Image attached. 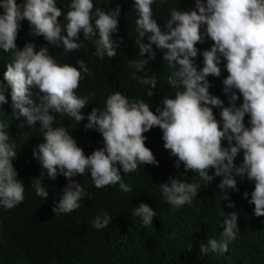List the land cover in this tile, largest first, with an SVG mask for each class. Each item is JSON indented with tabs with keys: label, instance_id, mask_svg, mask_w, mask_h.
<instances>
[{
	"label": "clouds",
	"instance_id": "9594fccd",
	"mask_svg": "<svg viewBox=\"0 0 264 264\" xmlns=\"http://www.w3.org/2000/svg\"><path fill=\"white\" fill-rule=\"evenodd\" d=\"M157 0H134L138 18L135 21L139 55L151 54L155 59L156 48L167 50L164 61L179 69L168 78L174 89V97L165 96L163 107L151 110L143 100H130L120 92L111 94L105 107L93 108L85 117L82 110L89 105L95 93L80 96L77 90L84 74L91 76L84 61H78L79 68L68 63H59L49 53L48 47L36 51L34 43H27L21 50L17 38L21 21L27 20L33 36H42L51 45H63L64 52L80 50L78 43L82 31L85 40L93 41L95 55L117 56V45L111 34L118 29L120 9L106 13L95 7L93 0H72L70 10L64 17L57 0H0V49L11 53L4 80L11 87L13 116L26 119L29 127L40 124L44 143L33 150L34 158L46 170L47 176L55 180L63 175L69 180L63 189V196L53 212L70 214L81 207L80 201L88 195L85 188L73 180L88 171L98 189L119 184L122 192L132 188L123 182L124 174L135 172L141 165H156L152 150L146 146L145 133L158 127L163 135L164 147L177 158L176 167L184 165L185 171L195 173L191 181L171 178L169 183L159 185L166 203L173 209L191 204L198 196L201 185L207 187L215 177H223L219 188L223 199L229 200L228 190H237L236 177H246L255 183L251 193L254 215L264 216V0H196L195 10L181 11L172 8L166 20L167 31H162L152 5ZM167 0H160L165 3ZM94 21V24H93ZM203 29V30H202ZM66 31V35L63 33ZM97 39H94L97 37ZM147 37L149 43H144ZM210 39V50L203 52L204 66L200 68L198 44ZM226 62V63H225ZM149 60H132L130 66L144 72ZM224 64L228 73L223 80L224 92L230 94V106L210 92L208 77L219 78ZM136 75V74H134ZM136 78L141 85L156 89L157 76L145 73ZM30 88H38L39 103L32 99ZM235 90V91H234ZM239 93V94H237ZM148 97L154 92L148 90ZM243 97L238 107L237 101ZM8 103L5 88L0 83V111ZM220 108V120L213 109ZM67 114L78 124L85 120V128L98 131L104 147L86 155L77 140L64 126L54 127L56 115ZM249 117V125L245 117ZM25 127L24 123L19 125ZM9 125L0 120V207L12 209L25 199L24 182L18 179L13 160L17 159V144L9 134ZM227 141V147L223 142ZM243 152V162L237 166L238 155ZM119 165L120 167H118ZM215 170V175L209 171ZM32 189L36 195L47 200L48 190L41 179H33ZM247 198L248 193H245ZM228 208H234L228 203ZM145 226L153 223L157 215L147 204H140L133 212ZM220 216H225L223 211ZM112 217L103 212L92 221V227L103 229ZM224 231L219 239H209L208 245H201L202 253H227L229 245L239 236L238 214L231 212L223 221ZM192 245L188 244L191 249Z\"/></svg>",
	"mask_w": 264,
	"mask_h": 264
},
{
	"label": "trees",
	"instance_id": "16d2710c",
	"mask_svg": "<svg viewBox=\"0 0 264 264\" xmlns=\"http://www.w3.org/2000/svg\"><path fill=\"white\" fill-rule=\"evenodd\" d=\"M71 2L57 0V6L63 12L59 18L61 24L67 23L64 17L70 10ZM17 3H23V0H17ZM93 3L106 13L120 9L118 29L111 34L117 45V56H105L103 59L96 56L95 43L85 40L82 31L77 42L84 46L80 50L65 53L62 44L56 47L42 36H33L27 20L20 22L17 47L22 50L27 43H34L36 51L48 47L50 55L59 63H68L77 68L78 61L85 62L92 75L84 74L77 95L95 93L89 105L82 110L85 117L93 108L103 110L107 98L115 92H120L130 100H143L156 112L157 108L163 107L161 101L165 96L175 98V89L168 84V78L179 69V65L174 67L164 61L167 50L158 49L155 45H152L155 59H150V53L143 57L139 55L140 49L135 43L138 38L135 24L138 14L134 0H93ZM195 6L196 0H167L165 3L157 0L152 8L161 30L167 31L166 20L172 8L185 11L195 10ZM2 14L4 10L0 8ZM63 34L66 35V31ZM97 38L98 35L93 40ZM144 43H149L147 37ZM212 45L213 42L207 38L204 43L197 45L199 54L195 62L200 68L204 66L203 52L210 50ZM141 59L149 60L144 72H138L130 66V61ZM10 62L11 53H4L0 49V83L8 99V103L3 105L4 112L0 111V120L8 123L9 134L17 144L18 158L13 160V164L18 179L24 182L26 189L21 204L12 209L0 207V264H264V216L256 217L255 205L249 202L255 183L246 177H236L238 191L229 189L230 199L224 200V192L219 188L223 177H215L207 187L201 185L198 196L191 204L173 209L165 202L159 185L169 183L171 178L191 181L196 174L185 171L183 164L176 167L177 158L165 149L163 133L158 127L145 133L146 146L152 150L158 166L141 165L137 171L128 174H124L121 167L123 182L132 188L131 192L120 191L119 184L98 189L88 171L73 178L88 193L80 201L81 207L70 214L56 215L53 208L58 205L69 180L63 175H58L55 180L50 179L34 158L33 150L45 141L39 130V122L35 128H31L25 118L17 120L12 114L11 87L4 80ZM219 66L222 68L221 76L208 77L212 85L210 92L222 99L224 106H230V94L224 92L223 85L228 73L224 64ZM145 73L157 76L156 89L138 82L136 75L143 77ZM148 90L154 92L153 97L146 95ZM30 91L31 98L38 104V96L42 93H39L38 88H30ZM242 102L241 96L236 102L237 106ZM213 111L217 120H220L221 109L214 108ZM53 114L56 115L54 127L67 128L86 155L104 147L102 135L85 128L88 123L86 118L78 124L67 114ZM249 120L246 116V126H250ZM21 123L25 127L20 128ZM223 146L227 147V141L223 142ZM242 162L241 151L235 163L239 166ZM209 174L215 175V170L211 169ZM33 179L42 180V185L49 193L47 200L36 195L32 189ZM245 193H248L247 198ZM142 203L157 214L153 223L147 226L140 217L133 215ZM228 203H233L235 207L228 208ZM102 210L112 219L106 228L98 230L92 227V221L102 214ZM220 211L225 216H220ZM233 211L238 214L239 236L229 245L228 252L202 253L201 245L207 247L209 239L220 238L224 231L223 221ZM188 244L192 245L191 249Z\"/></svg>",
	"mask_w": 264,
	"mask_h": 264
}]
</instances>
